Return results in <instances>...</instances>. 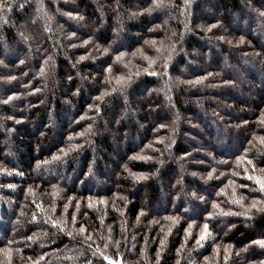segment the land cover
I'll return each instance as SVG.
<instances>
[{
  "label": "trees",
  "instance_id": "16d2710c",
  "mask_svg": "<svg viewBox=\"0 0 264 264\" xmlns=\"http://www.w3.org/2000/svg\"><path fill=\"white\" fill-rule=\"evenodd\" d=\"M262 184L264 0H0V264H264Z\"/></svg>",
  "mask_w": 264,
  "mask_h": 264
},
{
  "label": "snow or ice",
  "instance_id": "6c2138e0",
  "mask_svg": "<svg viewBox=\"0 0 264 264\" xmlns=\"http://www.w3.org/2000/svg\"><path fill=\"white\" fill-rule=\"evenodd\" d=\"M154 3H156V0H154ZM157 6H160L159 5V3H157ZM85 43H87V42H85ZM107 51V49H105V52ZM122 55V54H121ZM80 59H83V57H81ZM119 59V58H118ZM110 70V69H109ZM118 82H119V80H118ZM103 95H107V93H104ZM208 176L209 177H211L212 176V173L210 172L209 174H208ZM261 187H262V189H264V184H262L261 185ZM256 203L257 202H253V207H255L256 206ZM214 207H215V205H214ZM225 214H227V213H225ZM243 215H248L247 213H243ZM207 227H208V225L207 224H205L204 225V229H205V232H206V230H207ZM203 238V237H202ZM255 243H257V244H260L261 246H264V241H256Z\"/></svg>",
  "mask_w": 264,
  "mask_h": 264
}]
</instances>
